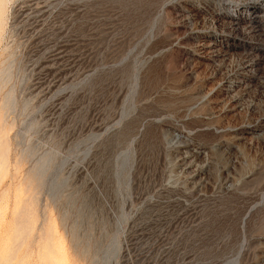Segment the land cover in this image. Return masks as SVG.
<instances>
[{
    "label": "rangeland",
    "instance_id": "374dc122",
    "mask_svg": "<svg viewBox=\"0 0 264 264\" xmlns=\"http://www.w3.org/2000/svg\"><path fill=\"white\" fill-rule=\"evenodd\" d=\"M7 1L0 264H264V3Z\"/></svg>",
    "mask_w": 264,
    "mask_h": 264
},
{
    "label": "bare ground",
    "instance_id": "6f19581e",
    "mask_svg": "<svg viewBox=\"0 0 264 264\" xmlns=\"http://www.w3.org/2000/svg\"><path fill=\"white\" fill-rule=\"evenodd\" d=\"M240 1H243V2H246L247 0H240ZM259 3H260V7L262 8L263 7V3H264V0H257ZM257 2V3H258ZM262 2V3H261ZM7 3H8V1L7 0H0V36H1V34L3 33V30H5L4 29V27H5V9H6V6H7ZM241 5V4H240ZM247 5V6H246ZM246 7H248V3H245V6L244 5H241V8L244 10V11H248L247 9H245ZM248 9H249V7H248ZM254 13V12H253ZM235 16V15H234ZM230 17V16H229ZM261 16H259V15H254V17H252L253 19H255V20H257V19H259ZM224 22H226V21H224ZM241 22H240V20H238V17H237V15H236V17H235V19H233V24H234V26H233V24H232V22H229V23H227L228 24V26L231 28V29H237L238 27H239V25H241L240 24ZM245 70V69H244ZM7 73V72H6ZM8 74V73H7ZM3 79H4V71H3V73H2V75H1V80L3 81ZM10 100H11V98H10ZM64 259V258H63Z\"/></svg>",
    "mask_w": 264,
    "mask_h": 264
}]
</instances>
